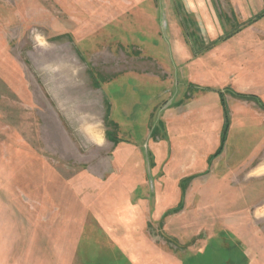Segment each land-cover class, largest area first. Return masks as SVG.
Segmentation results:
<instances>
[{
    "label": "rangeland",
    "instance_id": "rangeland-1",
    "mask_svg": "<svg viewBox=\"0 0 264 264\" xmlns=\"http://www.w3.org/2000/svg\"><path fill=\"white\" fill-rule=\"evenodd\" d=\"M230 6L229 0H0V201L6 210L0 264H36V254L43 263L64 264L74 250L66 247L63 258L57 248L27 253L46 219L50 224L64 212L58 204L60 212H52L48 203L40 210L44 220L38 211L35 221L13 188L31 176L39 185L54 176L61 186L54 197L67 196L69 220L78 217L80 197L86 212L120 219L126 212L138 228L144 222L146 240L157 247L135 251L134 264H264V178L253 172L264 162L257 115L251 108L238 113L242 123L220 154L211 155L224 131L212 148L201 136L200 105L192 104L191 114L188 104L178 105V93L190 99L188 93L198 92L178 63L186 50L211 66L212 98L262 91L264 16L252 9L246 18ZM73 54L86 63L71 64L70 76L62 67ZM35 164L36 172L11 171ZM58 164L68 172L52 173L49 167ZM164 165L173 171L166 178ZM179 225L188 232L181 238L172 234Z\"/></svg>",
    "mask_w": 264,
    "mask_h": 264
},
{
    "label": "crops",
    "instance_id": "crops-1",
    "mask_svg": "<svg viewBox=\"0 0 264 264\" xmlns=\"http://www.w3.org/2000/svg\"><path fill=\"white\" fill-rule=\"evenodd\" d=\"M231 3V6L229 7L231 11L233 12H246L245 17L249 18L250 15L249 11L252 9H255L256 14L260 15V12L264 11V0H229ZM237 7V10L234 8ZM241 8V9H240ZM68 56L67 60L69 61L67 63V66H64L63 70L66 71V75H70L71 69L70 65L72 64L71 68L74 69L75 67H81L86 62L79 57L77 54H73L70 58ZM178 63L183 66V73L187 72L188 74L184 77L188 79V75H190L189 78V84L195 85V89H197L195 94H200L198 97L200 99L198 100V97L190 92L188 93V98L190 99H184L182 96H180V93H178V100L179 104L182 105L184 102L185 104H188V107H190V110L188 111V114H191L194 110L191 108L192 104L198 103L201 107L200 114L202 122L205 123V127L200 128L201 136L204 137V139L211 142L212 148H213V139L216 138V133L223 132L225 129V125L228 122V130L225 142H228L227 139H229V133L231 132L233 126H239L242 123L241 120L236 123V120L238 116V113L241 114V112H245L247 109L252 112H254L257 117H255L257 120V126H256V135L260 137V139H264V79L262 81H258L260 85L259 88L262 91L258 90H252L253 92L245 91L243 92L240 90L241 94H237V90H234L236 94H228L219 96L216 94L214 98H212L211 94L209 93L211 91V85H209V77L211 71V66L201 59H195L194 54H192L189 50H186L183 53H180L178 56ZM71 59V60H70ZM110 59V58H109ZM129 58L127 57V60ZM73 63H72V62ZM70 63V64H69ZM126 65H129V62L127 61ZM190 72V73H189ZM264 75V74H263ZM71 76V75H70ZM70 76H68V79L66 80L69 82ZM188 76V77H187ZM186 87L183 83L180 84L178 88H184ZM246 90V89H245ZM255 91V92H254ZM255 93V94H254ZM218 96V97H217ZM219 98V99H218ZM103 102L106 104V99L101 98ZM55 100V98H53ZM185 100V101H183ZM220 103V104H219ZM82 106L86 105L85 103L81 104ZM253 105V106H252ZM57 106V105H55ZM80 106V105H79ZM254 107H257L260 111H257ZM245 108V109H244ZM247 108V109H246ZM261 112V113H260ZM244 122V120H243ZM170 131V130H168ZM193 134V133H192ZM221 133H220V144L219 149L216 152H212L211 155H218L220 154V149L222 147V141H221ZM165 136H167V133L165 132ZM194 136V135H193ZM197 136V135H195ZM226 145V144H225ZM157 143L154 144V147H157ZM208 146H210L208 144ZM160 147V146H159ZM62 150V149H61ZM212 151V150H211ZM210 155V154H209ZM61 156L64 157V154L61 153ZM64 159V158H63ZM192 164L188 165L191 166ZM21 166V165H20ZM20 166H14L11 167V171H19V175L22 173V171H25V173L29 170L31 173L37 171L36 164L32 167V165L28 167H20ZM6 167V166H5ZM162 170L160 174L162 177L164 176L166 178L167 174H171L173 172L172 170H167V166H162ZM50 171L53 173L54 171H57L56 169H62L61 171L68 172V170H64V164H58V165H51ZM28 169V170H27ZM185 169L176 170V173L183 172ZM58 172V171H57ZM212 172V171H211ZM254 174L256 176L260 177L263 176L264 178V162H260L258 164H255V167L253 169ZM32 175V174H31ZM54 175V174H53ZM182 177H184L183 174H180ZM57 176L64 177L62 174L59 173L56 174ZM26 177V174H25ZM203 176H200L199 179H203ZM183 179V178H182ZM188 179H191L189 176ZM63 180V179H62ZM185 180V179H184ZM27 180L20 179L19 183H16L13 188H15L16 192L20 194L23 198V202L25 204H28L30 207V211L33 212L35 216V221L38 220V217L40 214L39 219L42 221L44 220L42 217L44 216L42 211L46 208V204L53 205V211L60 212V209L64 211L63 214H60V218H58L55 222H52L49 224V220L46 219V227L44 231H40L41 236L40 239L36 237L33 242L30 243L28 246V254L31 255L34 252V249L36 247L39 248L38 251H42L44 249H51V248H57L60 252V258H63L67 249L70 248V246H73V251L70 254V259H66L62 261L64 264H134V259L136 255H134L135 251H141L143 248H150V247H157L153 243L150 242V240H146V226L143 222L139 228L134 226L133 223V215H130V218L128 219L127 215L128 213L122 214V218H118L119 215L117 213L113 214H104L102 212H96V209L92 211L86 212V207L83 206L82 199L78 197L77 199V214L78 217L74 215V218L72 220H69L66 218L69 214L68 213V203H64V199L67 197H63L64 194H59L56 197H54V188H61L60 185H58V181H54V176L52 177L49 182H41L39 185L38 181L34 179V176L29 178V182H26ZM63 182V181H62ZM65 183L68 185V181H65ZM39 185V186H38ZM5 187V186H4ZM192 188H190L191 191ZM28 195H26V192ZM185 193L186 195L190 194ZM126 192H128L126 188ZM130 193H132V188H130ZM190 194L189 196H191ZM212 196V195H211ZM114 197V196H113ZM14 198V197H13ZM207 199L208 196L206 197ZM128 200V198H126ZM122 200V199H120ZM145 200L149 203L150 201L145 198ZM145 200H142L143 202H146ZM264 199H260L259 202H263ZM66 202V199H65ZM94 203V202H93ZM40 204V207H39ZM54 204L60 205V209L55 207ZM96 204V203H94ZM212 206L214 203H210ZM4 202L0 201V218L3 213L6 212V210H3L4 208ZM80 205L81 208H80ZM214 207V206H213ZM13 208V207H12ZM215 208V207H214ZM85 209V212L79 213V210ZM212 209V208H211ZM261 209V208H259ZM67 210V211H66ZM263 210V209H262ZM19 208L15 209L14 207V214L21 213L19 211ZM38 211L40 213H38ZM239 211V210H238ZM38 213V214H37ZM212 213V211H209V214ZM208 214V213H206ZM226 215L229 216V212L222 213L218 216H216L215 219L220 220L224 219ZM22 216V214H21ZM154 216H159V213L154 214ZM29 220H32V217L29 218ZM131 221V222H130ZM222 221V220H220ZM66 222H70L69 225L66 224ZM33 224L32 226H34ZM212 229H214L215 224H211ZM31 226V225H30ZM29 226V227H30ZM31 226V227H32ZM51 226H57L56 229H52ZM67 226V227H66ZM30 227V228H31ZM31 228V232L32 229ZM178 229L180 230L179 233L177 232ZM172 234L174 236L182 237L183 235H187L188 232H186L187 229H182V227L179 225V227H172ZM192 229L189 228V231ZM213 232V231H212ZM171 235V234H170ZM211 235H213L211 233ZM151 243L153 246H150ZM39 245V246H38ZM161 246V245H158ZM161 247H165L162 245ZM65 251V252H64ZM150 251V250H149ZM68 252V250H67ZM70 253V252H69ZM150 255V254H149ZM35 260L34 263L36 264H51L50 262L43 263L41 259L37 256V254L34 256ZM151 258H155V256L150 255ZM161 258V257H160ZM70 260V261H69Z\"/></svg>",
    "mask_w": 264,
    "mask_h": 264
},
{
    "label": "trees",
    "instance_id": "trees-1",
    "mask_svg": "<svg viewBox=\"0 0 264 264\" xmlns=\"http://www.w3.org/2000/svg\"><path fill=\"white\" fill-rule=\"evenodd\" d=\"M262 16H264V11H263V13L262 14H260L259 15V17H262ZM228 122L226 123V125L224 126L225 127V129H224V137H223V141H222V147H223V145H224V143H225V139H226V133H227V130H228ZM222 149V148H221Z\"/></svg>",
    "mask_w": 264,
    "mask_h": 264
},
{
    "label": "flooded vegetation",
    "instance_id": "flooded-vegetation-1",
    "mask_svg": "<svg viewBox=\"0 0 264 264\" xmlns=\"http://www.w3.org/2000/svg\"><path fill=\"white\" fill-rule=\"evenodd\" d=\"M244 210H245V208H243ZM259 210H262V209H259ZM223 232H224V236H227L228 237V239L230 238V236H229V232H228V228H227V230L226 229H223ZM238 234L239 235H242L240 232H238ZM237 235V234H236Z\"/></svg>",
    "mask_w": 264,
    "mask_h": 264
}]
</instances>
